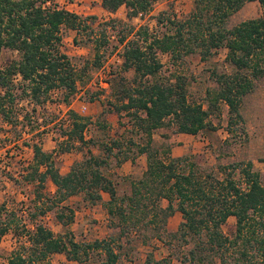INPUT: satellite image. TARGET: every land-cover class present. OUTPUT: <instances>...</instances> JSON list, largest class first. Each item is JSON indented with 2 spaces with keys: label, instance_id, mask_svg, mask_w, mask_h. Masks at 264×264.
Returning <instances> with one entry per match:
<instances>
[{
  "label": "trees",
  "instance_id": "1",
  "mask_svg": "<svg viewBox=\"0 0 264 264\" xmlns=\"http://www.w3.org/2000/svg\"><path fill=\"white\" fill-rule=\"evenodd\" d=\"M156 1L102 0L101 5L111 13L124 5L127 17L133 18L148 13ZM248 1H258L264 8V0H193V9L185 18L158 19L168 25L167 31L156 35L142 27L134 38L127 39L125 34L120 39L124 42L121 66L134 72L135 83L123 89L110 106L117 114L131 113L145 132V143L136 144L138 152L146 155L144 171L139 178L130 180V194L119 197L114 178L107 172L111 156L118 158V163L128 159L126 154L118 157L122 150L113 152L120 142L113 139L111 144H100L99 155L88 149L67 172L61 173L54 153L43 149L40 138V142L33 139L26 144L32 149V158L24 177L33 186L35 210L45 213L54 208L65 209L57 213V218L67 227L73 221L74 210L63 203L82 195L90 205L104 203L109 216L117 220L120 233L148 222L158 225V233H168L169 246L175 240L183 247L178 263L171 257L157 259L150 253L144 264H264V177L253 169V163L247 161L239 167L242 186L231 171L219 177L186 156L166 161L151 146L153 130L162 126L166 118L171 119L177 132L196 135L208 125L209 107L219 101L229 113L243 117L240 108L244 96L253 90L256 81L264 78V10L259 17L229 23ZM85 21L66 9L37 4V0H0V55L3 49L17 53V58L5 68L0 66L3 122L12 118L16 89L36 104L55 91L69 102L78 76L72 60L60 50V31L62 27L76 29ZM129 33H133L132 28ZM220 48L226 49L225 62L230 71L213 70L216 85L207 91V109L187 100L182 78L178 76L172 82L159 76V54L178 58L198 53L206 60ZM95 55H101L99 46ZM68 120L64 143H95L84 137L89 117L69 110ZM58 147L61 151L71 149L60 144ZM235 167L231 165L232 170ZM48 182L55 186L53 193L46 191ZM103 193L109 195L107 201L103 200ZM162 200L167 201L165 207ZM3 210L4 203L0 204V239L12 227V220L3 218ZM175 211L180 212L182 220L175 231L168 232L167 220ZM230 217L235 218V227L229 236L223 226ZM115 245L113 237L79 242L68 229L63 235H55L43 224L35 223L28 243L0 264H48L47 259L55 253H63L75 263L88 264L96 252L102 256L98 264H117L120 252Z\"/></svg>",
  "mask_w": 264,
  "mask_h": 264
},
{
  "label": "rangeland",
  "instance_id": "2",
  "mask_svg": "<svg viewBox=\"0 0 264 264\" xmlns=\"http://www.w3.org/2000/svg\"><path fill=\"white\" fill-rule=\"evenodd\" d=\"M45 2V3H44ZM102 0H37V4L66 9L77 14L85 21V27L76 29L61 28L60 50L72 60L77 70L78 80L74 94L69 102L63 100L61 92L55 91L41 104L24 96L21 89L17 92L10 122H3L0 117V204H5L2 216L11 219L12 227L0 239V263L6 262L13 251L28 243V236L34 224L40 223L54 232L63 235L68 229L76 241L90 242L95 239L115 238V248L120 252L117 264H144L148 254L157 259L171 257L178 263L177 256H182L183 247L175 240L170 241L168 233H158L156 227L142 222L126 233H120L117 220L109 216L104 203L94 205L83 200L82 195L73 196L64 201L65 206L74 210L73 221L67 227L62 226L57 213L65 209H52L41 213L33 204V186L26 182V166L32 158V149L26 145L33 139L44 150L53 152L61 173L69 170L70 165L91 149L95 155L102 154L99 145L111 144L113 139L120 142L113 152L122 150L128 159L118 163V158L111 156L107 174L114 178L117 195L123 197L131 191L130 180L137 179L145 169L146 155L138 152L137 143L146 141V135L139 126V121L131 113L122 111L117 114L110 106L123 89L135 83L134 72L123 70L121 53L123 43L120 39L134 38V33L142 27H148L150 34L167 31L168 25L159 18L170 16L183 19L193 9V0H157L151 10L127 17V9L120 6L115 12L105 10ZM264 8L258 1H248L230 18V25L259 17ZM165 21V20H164ZM133 33H129L130 29ZM99 46L100 57L95 55ZM226 49L217 50L206 60L198 53L172 58L169 54H159L162 67L159 76L164 80L177 81L179 76L185 81L186 97L191 103H200L208 108L210 98L207 91L213 88V70L230 71L225 62ZM17 53L3 49L0 66L5 68ZM15 79V81H17ZM21 96V98H20ZM84 107V108H83ZM242 118L229 113L228 107L221 101L209 107L206 118L208 125L196 135L177 132L171 119L166 118L159 128L152 132L151 146L158 149L159 155L166 158L186 156L201 168L213 171L222 177L230 172L239 183L242 182L240 166L247 161L253 163V169L264 177V78L256 81L253 90L244 96L241 103ZM69 110L90 118L84 137L94 140V144H80L62 141L68 131ZM39 132V133H37ZM40 138V139H39ZM40 142V141H39ZM70 147L68 151L59 150ZM235 164L232 170L231 165ZM238 165V167H237ZM46 191L53 193L55 186L48 182ZM109 195L103 193V200ZM161 205H167L166 200ZM181 214L175 211L167 220L168 232L177 229ZM146 225V226H145ZM235 218L230 217L223 226L227 235H232ZM102 256L95 253L88 264H98ZM48 264H81L68 260L63 253H55L47 259Z\"/></svg>",
  "mask_w": 264,
  "mask_h": 264
},
{
  "label": "built area",
  "instance_id": "3",
  "mask_svg": "<svg viewBox=\"0 0 264 264\" xmlns=\"http://www.w3.org/2000/svg\"><path fill=\"white\" fill-rule=\"evenodd\" d=\"M84 108V107H83Z\"/></svg>",
  "mask_w": 264,
  "mask_h": 264
}]
</instances>
